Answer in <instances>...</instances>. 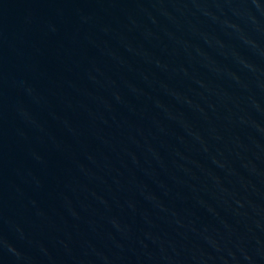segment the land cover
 I'll return each instance as SVG.
<instances>
[{"label": "water", "instance_id": "1", "mask_svg": "<svg viewBox=\"0 0 264 264\" xmlns=\"http://www.w3.org/2000/svg\"><path fill=\"white\" fill-rule=\"evenodd\" d=\"M0 264H264V0H0Z\"/></svg>", "mask_w": 264, "mask_h": 264}]
</instances>
